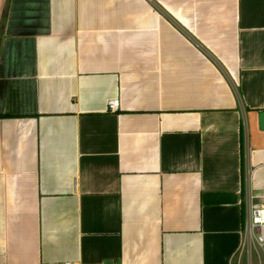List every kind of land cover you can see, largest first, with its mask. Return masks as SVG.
<instances>
[{
    "label": "crops",
    "instance_id": "1",
    "mask_svg": "<svg viewBox=\"0 0 264 264\" xmlns=\"http://www.w3.org/2000/svg\"><path fill=\"white\" fill-rule=\"evenodd\" d=\"M262 111L264 0H0V264L258 263Z\"/></svg>",
    "mask_w": 264,
    "mask_h": 264
},
{
    "label": "built area",
    "instance_id": "2",
    "mask_svg": "<svg viewBox=\"0 0 264 264\" xmlns=\"http://www.w3.org/2000/svg\"><path fill=\"white\" fill-rule=\"evenodd\" d=\"M120 101L112 100L108 104V109L111 112H116L119 109ZM253 199L259 198L258 202H254L249 210L246 226H245V245L249 241H253L256 245L258 256V264H264V193L252 195ZM241 257V256H240ZM76 264V263H64ZM97 264H106L100 262ZM236 264H241L240 258ZM250 264V263H248Z\"/></svg>",
    "mask_w": 264,
    "mask_h": 264
},
{
    "label": "water",
    "instance_id": "3",
    "mask_svg": "<svg viewBox=\"0 0 264 264\" xmlns=\"http://www.w3.org/2000/svg\"><path fill=\"white\" fill-rule=\"evenodd\" d=\"M260 125L264 130V111L260 113ZM238 201V196L233 192H208L204 195L206 204H232Z\"/></svg>",
    "mask_w": 264,
    "mask_h": 264
},
{
    "label": "rangeland",
    "instance_id": "4",
    "mask_svg": "<svg viewBox=\"0 0 264 264\" xmlns=\"http://www.w3.org/2000/svg\"><path fill=\"white\" fill-rule=\"evenodd\" d=\"M254 264H258V263H257V259H256V255H255V257H254Z\"/></svg>",
    "mask_w": 264,
    "mask_h": 264
}]
</instances>
